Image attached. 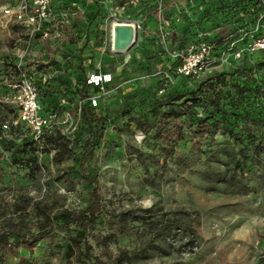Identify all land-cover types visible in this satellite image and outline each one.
Wrapping results in <instances>:
<instances>
[{
  "label": "rangeland",
  "instance_id": "1",
  "mask_svg": "<svg viewBox=\"0 0 264 264\" xmlns=\"http://www.w3.org/2000/svg\"><path fill=\"white\" fill-rule=\"evenodd\" d=\"M19 1L0 0V264H264V52L234 58L251 42L246 33L256 36L259 5L68 0L75 22L57 57L4 16ZM116 20L140 26L126 54L111 50ZM203 42L212 68L198 79L175 75L176 55ZM23 54L70 69L46 96L72 151L63 163L13 125L9 84ZM92 71L114 77L95 109L88 97L102 91L85 85ZM89 124L96 138L85 170L99 182L101 209L69 224L93 204L80 164ZM167 129L178 133L172 145ZM38 234L33 249L19 246Z\"/></svg>",
  "mask_w": 264,
  "mask_h": 264
},
{
  "label": "built area",
  "instance_id": "2",
  "mask_svg": "<svg viewBox=\"0 0 264 264\" xmlns=\"http://www.w3.org/2000/svg\"><path fill=\"white\" fill-rule=\"evenodd\" d=\"M251 4L259 5L257 15L259 24L254 30L257 33L256 36H253L252 31L246 33V36L252 34L251 42L245 49H238L235 52V59H241L244 51L264 52V0H252ZM3 14L10 20L22 24L28 31L30 39L40 38L57 57H61L68 50L69 36H72L68 28L74 25L75 13L68 7L67 0H20L17 6L5 9ZM235 44L232 46L235 47ZM214 53L213 46L208 42L192 47L186 53H179L176 57L180 62L175 67L174 74L191 79L200 78L212 68L215 62ZM20 59L22 61L18 69L12 71L13 79L9 84V99L17 112L13 125L16 128L30 129L33 141L46 143L48 136L60 132L62 122L60 112L48 107L46 96L54 97L50 90L51 86L60 75H67L70 69L63 65L60 68L44 67L39 60L30 61L26 54ZM66 60L73 65L77 63L72 55H67ZM29 62L31 66L27 69ZM113 82L112 73L92 71L87 74L85 85L102 91L88 97L91 108L99 107L101 98L109 93L105 90L106 85ZM72 96L73 93H70L69 97ZM63 119L74 121L70 113ZM2 129L7 132L11 130V126L4 123Z\"/></svg>",
  "mask_w": 264,
  "mask_h": 264
},
{
  "label": "trees",
  "instance_id": "3",
  "mask_svg": "<svg viewBox=\"0 0 264 264\" xmlns=\"http://www.w3.org/2000/svg\"><path fill=\"white\" fill-rule=\"evenodd\" d=\"M252 0H229L228 1V5L231 6L229 7L230 9H234L237 8L238 6H240L242 3H249L251 4ZM179 60H177L176 64H179ZM176 65V66H177ZM182 98V97H180ZM83 113L86 117L87 112L83 109ZM89 130H90V135H89V139L87 140V142L85 143L84 147H83V155L80 161L81 164V168H82V177L89 182L93 187V204L86 210L84 211L82 214H80L77 217L72 218L69 221V224L79 220L80 218L85 217L87 214L92 215L93 217H96L99 213H100V209H101V205H100V195H99V182L97 180V178L88 173L85 170V166L86 164L91 160L92 155H93V150H94V142H95V138H96V134L93 131V124H89ZM61 134L60 133H55V134H51L50 136H48L47 138V145L48 147H51L52 149L57 150L56 153V160L58 163H63L66 159L69 158V156L71 155L72 151L69 148L68 145H65V143L63 141H61ZM161 137L164 139L165 142H167L169 145H172L173 142L178 140V133L175 129H167L165 131H162L161 133ZM42 236V234H38L36 235L34 238H27V239H22L20 241V245L25 249H33L34 247V243L35 241L40 238ZM79 243H81V245L84 246V248L86 250H88V243L86 240L82 241L79 240ZM88 256V254H87Z\"/></svg>",
  "mask_w": 264,
  "mask_h": 264
},
{
  "label": "water",
  "instance_id": "4",
  "mask_svg": "<svg viewBox=\"0 0 264 264\" xmlns=\"http://www.w3.org/2000/svg\"><path fill=\"white\" fill-rule=\"evenodd\" d=\"M140 26L133 21L116 20L111 25V50L121 55L130 52L139 42Z\"/></svg>",
  "mask_w": 264,
  "mask_h": 264
},
{
  "label": "crops",
  "instance_id": "5",
  "mask_svg": "<svg viewBox=\"0 0 264 264\" xmlns=\"http://www.w3.org/2000/svg\"><path fill=\"white\" fill-rule=\"evenodd\" d=\"M67 2H69V1L67 0Z\"/></svg>",
  "mask_w": 264,
  "mask_h": 264
}]
</instances>
